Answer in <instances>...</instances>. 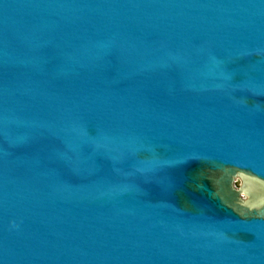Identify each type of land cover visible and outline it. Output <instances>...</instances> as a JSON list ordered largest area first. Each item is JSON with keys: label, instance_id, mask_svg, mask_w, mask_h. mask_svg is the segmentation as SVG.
Instances as JSON below:
<instances>
[{"label": "water", "instance_id": "obj_1", "mask_svg": "<svg viewBox=\"0 0 264 264\" xmlns=\"http://www.w3.org/2000/svg\"><path fill=\"white\" fill-rule=\"evenodd\" d=\"M0 264H264V0H0Z\"/></svg>", "mask_w": 264, "mask_h": 264}, {"label": "rangeland", "instance_id": "obj_2", "mask_svg": "<svg viewBox=\"0 0 264 264\" xmlns=\"http://www.w3.org/2000/svg\"><path fill=\"white\" fill-rule=\"evenodd\" d=\"M238 182H237V180L235 181V184H237Z\"/></svg>", "mask_w": 264, "mask_h": 264}]
</instances>
